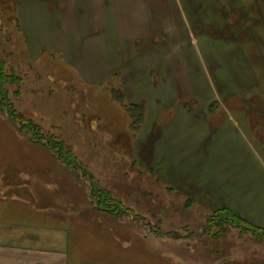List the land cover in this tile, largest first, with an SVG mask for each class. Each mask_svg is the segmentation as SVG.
Here are the masks:
<instances>
[{"label":"rangeland","instance_id":"rangeland-1","mask_svg":"<svg viewBox=\"0 0 264 264\" xmlns=\"http://www.w3.org/2000/svg\"><path fill=\"white\" fill-rule=\"evenodd\" d=\"M46 1L48 14L33 15L35 24L22 30L15 1L0 0V57L10 74L2 86L6 97L0 98V181L16 185L22 181L18 173H28L31 184L58 185L40 205L71 199L84 211L73 221L11 203L0 206V214L32 223L37 232L67 230L71 247L77 241L72 232L80 231L82 248L70 249L77 259L72 264H207L213 257V264H264V0H166L183 41L184 73L199 89L179 105L175 93L169 94L173 84L164 80L156 91L167 93L162 103L169 104L158 125L153 106L143 104L150 101H143V76L124 87L118 72L110 73L113 42L104 55L106 36L112 33L116 42V27L139 38L147 25L146 2L118 0L114 20L109 15L102 23L98 39L86 36L80 55L66 57L40 48L62 28L51 13L59 1ZM88 21L98 23V11ZM34 42H41L38 55L29 51ZM151 77L145 76L149 89L157 85ZM190 110L191 119L212 123L194 129L212 132L213 153L205 163L191 157L177 166L175 147L183 138L177 113ZM182 164L186 179L209 184L208 197L186 190L193 187L188 181L179 184L174 170ZM86 174L109 192L110 201L102 200L128 212L117 216L99 206ZM57 203L54 210L64 208ZM223 210L246 223L220 220Z\"/></svg>","mask_w":264,"mask_h":264},{"label":"crops","instance_id":"crops-1","mask_svg":"<svg viewBox=\"0 0 264 264\" xmlns=\"http://www.w3.org/2000/svg\"><path fill=\"white\" fill-rule=\"evenodd\" d=\"M14 1L18 10L17 12L19 20L21 21L22 30L23 28L28 30V26L31 27L32 24H35L36 21H34L35 18L33 19V15L48 14L47 8L49 2L46 0ZM49 1L54 2L53 0ZM58 1L60 7L54 3L51 13L58 17L62 28L58 30L56 29V32L53 35H50L46 41H43L42 45L41 42H34V45L31 44V49H29V51L35 49L37 55L39 51H37L36 48L39 45H41L40 48L50 47L66 57L71 53H74V56L77 54L80 55V52L83 49L80 42L82 40L84 41L86 36L98 39L96 35L98 34V31L103 30L104 26L102 23L105 22L107 24L110 21V18L114 20V16L119 6L118 0ZM144 2H146L144 15L147 16V25L142 32H138L139 35L137 36L139 38H136L135 40V36L130 32H124L122 27L121 29L116 27V29L114 28L113 30V34H116V42L110 32L111 34L106 36L109 41H104L106 45L104 55L113 42L112 49L115 54L113 57H109V61L112 63L110 66V73L115 74L118 72L117 76L121 77L124 87L126 86V82L132 84L137 78H139V76H143V101L150 99V101H148L149 103L143 104L147 105L148 108H150L149 110H151V107L153 106V110L156 112V114H153L154 125H158V121L162 115L161 113L167 110L169 104L168 102L166 105L162 103L165 100V97L163 96H166L167 93L165 94L161 91H156L161 89L160 84H163L164 80L167 79V82L173 84L171 86L173 92H169V94L175 93L179 105L185 100H187L185 102L191 101L195 90L199 88L197 87L196 80L193 83L190 74H185L183 70L182 61L186 62V58L182 57L183 41L177 34L178 27L175 23L176 17L173 16V13L171 12L173 8H169L171 14L168 10V2L166 3V0H144ZM56 6L57 10L54 11ZM97 11L98 23L91 25L88 21L89 15H96ZM109 15L110 18L108 19ZM109 31H111V29H109ZM159 35L161 37L157 39L156 36ZM140 40H144V42L138 44ZM197 42H199V39ZM117 55L119 57H116ZM140 70H142L143 73H138ZM104 71L105 70L102 72L104 73ZM119 72L121 76H119ZM150 74H152V77L149 80L155 81L157 85L153 87L150 86L149 89V87L146 86L145 76ZM150 81L148 82L149 84ZM195 86L197 88L193 89ZM148 108H146V110H148ZM197 110L198 108L194 110L195 116L198 114ZM192 113V110H190V112L185 111L183 113L179 111L177 113V116L178 114H181L182 116V118L179 119L178 127L181 128V134H183L182 140L178 141L175 147L177 166H179L180 161L185 159L189 160L191 157V159L196 157H198V159L202 158L203 163H205L208 160V155L213 153L212 144L210 142L215 136L211 134L212 132L210 131V134H208L209 131L205 129L200 134L194 129L199 123L205 125L204 127L207 125L212 126V123L209 119L200 120L198 117L191 119V116L193 115ZM194 133L197 134V136H195ZM187 135H189V138L187 142L184 143L183 141ZM194 140L195 143L193 145L192 141ZM185 167L186 166L182 164L181 171H179V169L174 170L180 175L179 184H182L183 181H188L193 187L188 185L186 190L187 188L189 189L188 191L195 190L198 191L200 195L203 193L208 197L209 184H203L202 182L197 183L195 182L197 181V178H195V181L194 179H186L184 174L186 172ZM187 171L190 170L188 169ZM3 175L4 173L0 172L1 180ZM18 175L20 177L19 180L22 181L16 183V185L0 181L1 207L11 203L18 204V207L21 205L29 206L33 212L56 213L63 219H68L71 216L72 219L74 218L73 221L77 220L80 211H84L81 209L79 210L77 202L71 199L67 201L54 200L50 205H40L43 196L46 194L52 196L57 193L58 185L52 182L31 184L28 182L29 180H32L30 174L19 172ZM78 186L84 190L85 197L86 195L88 197L87 189L82 185ZM200 189L203 191H200ZM194 195L197 197L196 194ZM185 197L187 200L188 198L186 195ZM56 202H58V205H63L62 208H64L61 210H54L53 206ZM66 202L71 204V206L64 204ZM87 202H89V198L86 200L85 208L87 207ZM185 202L184 206L187 204V202L186 204ZM224 207L228 208L225 205ZM121 222L124 226L130 224L129 220H123ZM30 224L32 223H23L15 217H4L0 214V229L4 230L3 232H0V264H72V262L77 260L74 256H71V251L74 249L78 252L79 249L82 248L80 231L72 232V237H76L77 241L76 243H73L76 246L71 247L69 240L70 233L67 230L62 228L50 229V227H43L47 231L37 232L35 231L37 227L33 228ZM131 226L133 230V222L131 223ZM133 232L137 233L135 231ZM116 239L119 241V237ZM189 259V261H193V259ZM211 260L212 262H210ZM214 262L215 259L213 257L207 262V264H213ZM197 263L198 262L195 264Z\"/></svg>","mask_w":264,"mask_h":264},{"label":"trees","instance_id":"trees-1","mask_svg":"<svg viewBox=\"0 0 264 264\" xmlns=\"http://www.w3.org/2000/svg\"><path fill=\"white\" fill-rule=\"evenodd\" d=\"M4 61H5V60H4ZM4 61H3V60L1 59V57H0V98L2 99L1 102L4 100L3 97H6V90H4L5 88L2 87V86H3V83H4V81L6 80L5 78L10 77V74L5 73V72L3 71V67L6 66V64H5ZM2 77H4V78H2ZM10 103H11V102H8L9 105H10ZM132 107H133V106H132ZM3 108L7 109V106H6L5 104H3ZM15 113H16V112H15ZM16 119H17V117H16ZM17 120H19V119H17ZM30 128H31V127H30ZM58 153H60V152L58 151ZM58 159H60L61 161H63V164H64V165L67 164L68 167H69V166L74 167V165H72L71 163H69V162L67 163V162L65 161V158H63V157L61 156V154H59ZM84 173H85V171H84ZM86 175L89 176L88 178L90 179V182H89V184L91 185V192H90V194H91L92 197H95V198L97 199V201H98V205H99V206H104L105 208L108 209L109 212L112 211V213L116 214L117 216H119V215L124 216V214H126V213L128 212V211H126L125 209L123 210V205H121L120 203H110V204H113V205H109V204H108L109 202H106L105 200H102V199L104 198V199H106L107 201H110L109 192L106 191V190H104V188H99V187L93 185V184H95V183L92 182V181H93L92 176H91L90 174H86ZM102 203H103V205H102ZM104 204H105V205H104ZM118 210H121L122 212L119 213ZM115 211H116V212H115ZM117 211H118V212H117ZM223 212L226 213V216L223 215V216H221L219 219H220V220H221V219H223V220L226 219V220H224V221H226L227 223H232V222H231V219H233V217H234V218L237 217V216H233V217H232L233 214L231 215V214H230V213H231L230 211L223 210ZM237 219H238L239 221H243L242 219H239L238 217H237ZM234 220H235V219H234ZM243 222H244V221H243ZM244 223H246V222H244ZM214 225H215L214 223H212V225H206V227H205V226L203 227V230L205 229V231H208L209 228H210V227H213ZM244 225L247 226L246 224H244Z\"/></svg>","mask_w":264,"mask_h":264}]
</instances>
